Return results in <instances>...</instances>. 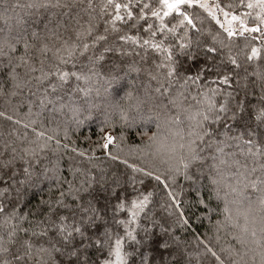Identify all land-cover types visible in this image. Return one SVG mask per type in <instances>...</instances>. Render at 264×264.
<instances>
[{
	"label": "snow or ice",
	"instance_id": "snow-or-ice-1",
	"mask_svg": "<svg viewBox=\"0 0 264 264\" xmlns=\"http://www.w3.org/2000/svg\"><path fill=\"white\" fill-rule=\"evenodd\" d=\"M0 264H264V0H0Z\"/></svg>",
	"mask_w": 264,
	"mask_h": 264
},
{
	"label": "trees",
	"instance_id": "trees-1",
	"mask_svg": "<svg viewBox=\"0 0 264 264\" xmlns=\"http://www.w3.org/2000/svg\"><path fill=\"white\" fill-rule=\"evenodd\" d=\"M200 214L201 213L199 211L196 213V215H200ZM208 228H209V225L206 220H204L203 222H199L195 220V217H193L192 229H194L197 233H204L208 231ZM180 234L189 240L192 239L191 230L189 233H180Z\"/></svg>",
	"mask_w": 264,
	"mask_h": 264
}]
</instances>
